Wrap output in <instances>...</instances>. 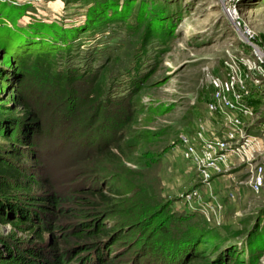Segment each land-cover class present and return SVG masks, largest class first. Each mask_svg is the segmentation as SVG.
<instances>
[{
	"label": "rangeland",
	"instance_id": "1",
	"mask_svg": "<svg viewBox=\"0 0 264 264\" xmlns=\"http://www.w3.org/2000/svg\"><path fill=\"white\" fill-rule=\"evenodd\" d=\"M245 28L264 51V0H0V124L39 121L38 164L60 196H70L89 169L122 189L113 219L118 230L128 228L114 249L133 247L127 259L147 251L153 263L185 251L184 264H215L221 254L226 264H264V189L237 186L248 179L244 165L205 187L180 141L198 121L215 127L206 109L213 77L224 79L233 61L261 65L237 35ZM17 43L23 53L7 66ZM250 87L252 99L260 95L250 134L260 137L261 157L264 86ZM92 144L99 146L93 156ZM227 190L233 200L223 199ZM206 203L221 208L209 220L200 211ZM0 230L18 233L9 224Z\"/></svg>",
	"mask_w": 264,
	"mask_h": 264
},
{
	"label": "trees",
	"instance_id": "2",
	"mask_svg": "<svg viewBox=\"0 0 264 264\" xmlns=\"http://www.w3.org/2000/svg\"><path fill=\"white\" fill-rule=\"evenodd\" d=\"M102 20L101 16L99 22ZM69 39L70 35L65 42ZM27 40L29 43L33 41ZM18 46L19 43L11 45L8 54L14 58L6 60L5 65L11 66L13 61L17 63L23 53L18 50ZM53 46L49 45L50 51ZM35 49L39 51V47ZM4 76L0 74V77ZM60 82L65 85L66 80L60 79ZM252 104L254 101L250 102ZM23 106L28 110L24 113L31 110L29 105ZM39 125V121L34 118L21 123L9 121L0 124V225L9 224L18 233L32 237V241L21 240L18 239V233L4 235L0 230V264L151 263L148 261L152 260V255L147 251L139 255L134 253L129 260L127 256L133 247L124 253L121 249H114L121 240L119 232L126 233L128 228L124 226L118 230V223L113 219L115 213L121 212L119 208L122 204L123 192L117 185L106 183L96 171L89 169L79 174L80 181L70 196L63 197L57 193L52 178L48 177L50 170L38 164L42 152L38 151L41 139L36 135L38 131L43 132ZM98 148L92 144L87 154L93 156ZM110 155L115 157L113 152ZM82 181L90 184L82 186ZM93 182L97 186H92ZM183 211V215L191 214L185 209ZM65 218L71 221L68 223L66 220L67 224H63ZM123 218L129 217L126 215ZM187 218L186 215L181 220L186 221ZM161 231L164 232L163 239L168 240L170 230L167 228ZM46 234L51 237L50 242H44ZM197 248L200 249V244ZM165 253L151 264H179L185 255V251L177 252L176 257ZM252 253L257 255L258 250ZM226 258V254H221L215 264H226ZM196 261L194 258L187 264ZM180 264H184L183 261Z\"/></svg>",
	"mask_w": 264,
	"mask_h": 264
},
{
	"label": "built area",
	"instance_id": "3",
	"mask_svg": "<svg viewBox=\"0 0 264 264\" xmlns=\"http://www.w3.org/2000/svg\"><path fill=\"white\" fill-rule=\"evenodd\" d=\"M240 33L254 44V35L248 29ZM250 47L261 65L250 62L244 67L233 61L228 63L224 79L213 77L210 80L214 91L206 109L216 118L215 127L211 128L201 120L192 134L180 137L182 158L192 165L205 187L210 188L215 177L232 175L235 169L244 165L248 179L238 185H247L254 193L264 189V165L261 164L264 156L256 153L261 148L260 137L250 134L249 130L260 121L259 114L250 105L253 96L250 85L255 89L264 86V59L259 50ZM227 199L233 200L234 195L228 193ZM220 210L218 205L206 203L200 211L209 220Z\"/></svg>",
	"mask_w": 264,
	"mask_h": 264
},
{
	"label": "crops",
	"instance_id": "4",
	"mask_svg": "<svg viewBox=\"0 0 264 264\" xmlns=\"http://www.w3.org/2000/svg\"><path fill=\"white\" fill-rule=\"evenodd\" d=\"M259 97H260V95L255 96L250 102L253 103V101H255L256 99H258ZM252 105H253V104H252ZM252 128H253V126H251V127L249 128V130H251ZM243 169H244V168H243ZM236 170H238V172H239V169H235V170L233 171V173H232L233 175L237 172ZM246 171H247V170H246V168H245L243 172L246 173ZM221 178H226V177H215L213 181H217V180H219V179H221ZM213 181H212V182H213ZM230 183H231V182H230ZM237 186H245V185H237ZM226 187L230 188L231 185L226 186ZM229 191H230V190H227V191L225 192V194L223 193V194H224V198H223L224 200H225V199L228 200V199H227V194L230 193Z\"/></svg>",
	"mask_w": 264,
	"mask_h": 264
},
{
	"label": "water",
	"instance_id": "5",
	"mask_svg": "<svg viewBox=\"0 0 264 264\" xmlns=\"http://www.w3.org/2000/svg\"><path fill=\"white\" fill-rule=\"evenodd\" d=\"M236 31H237V35H238V37L241 39V41H242L243 43H245V44H247V45H249V46H252V47H254L255 49L259 50V51L262 53V55H263V59H264V51H263V49H262L261 47H259L258 45H256V44H251V43H249V42H248V41L242 36V34L240 33L239 30L236 29Z\"/></svg>",
	"mask_w": 264,
	"mask_h": 264
},
{
	"label": "bare ground",
	"instance_id": "6",
	"mask_svg": "<svg viewBox=\"0 0 264 264\" xmlns=\"http://www.w3.org/2000/svg\"><path fill=\"white\" fill-rule=\"evenodd\" d=\"M226 14L230 16L232 19H234L233 13L229 11L228 9L226 10Z\"/></svg>",
	"mask_w": 264,
	"mask_h": 264
}]
</instances>
